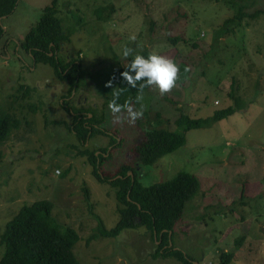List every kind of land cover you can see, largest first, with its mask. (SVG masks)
Wrapping results in <instances>:
<instances>
[{
    "label": "rangeland",
    "instance_id": "374dc122",
    "mask_svg": "<svg viewBox=\"0 0 264 264\" xmlns=\"http://www.w3.org/2000/svg\"><path fill=\"white\" fill-rule=\"evenodd\" d=\"M50 3L18 0L15 11L2 19L0 106L30 87L31 97L20 106L38 103L41 109L36 114L27 108L17 111L21 128L0 146V234L22 206L49 200L57 224L79 233L73 251L81 264H175L152 256L158 243L144 226L115 238L90 239L98 233L96 216L108 230L117 225L116 190L98 181L86 157L70 148H83L76 135L51 121L71 125L65 107L103 113L101 128L109 136L98 135L85 147L100 150L97 155L108 149L99 173L111 176L133 160L131 150L147 130L175 131L181 115L212 117L235 106L239 97L233 114L188 131L182 148L136 169L145 186L168 182L181 172L198 178L199 191L186 204L169 246L195 264H220L222 252L234 253L229 264H264V14L249 17L264 9V0H58V16L70 34L58 57L78 58L82 68L80 86L71 97L52 67L36 65L18 46ZM107 5L114 7L111 18L98 21V10ZM124 47L133 49L127 59ZM147 51L177 64L176 87L163 95L151 87L131 105L134 111L143 108L142 118L134 124L115 122L105 104L116 88L113 74ZM109 81L112 87H106ZM233 82L238 86L234 96Z\"/></svg>",
    "mask_w": 264,
    "mask_h": 264
},
{
    "label": "trees",
    "instance_id": "16d2710c",
    "mask_svg": "<svg viewBox=\"0 0 264 264\" xmlns=\"http://www.w3.org/2000/svg\"><path fill=\"white\" fill-rule=\"evenodd\" d=\"M17 3L18 0H0V39L4 34L2 19L15 11ZM227 4L232 5L229 1ZM113 11V5L100 8L97 12L98 21L109 20ZM262 13L264 14V9L249 17L254 18ZM236 17L240 20L238 15ZM69 38L70 34L64 33L62 20L58 16V0H51V3L44 7L39 21L30 28L18 46L20 50L32 57L36 65L52 67L58 80L68 85L66 95L71 97L80 86L82 68L78 58L63 60L58 57L62 44L68 42ZM149 54L147 51L139 55L147 58ZM133 59L130 58L125 66L114 72L113 80L116 88L110 92L109 97L105 98V104H109L113 99V92L118 90H124L118 101L119 104H124L129 98H131V105L136 103L137 89L130 88L121 78V73L129 69ZM237 87L236 82H233L231 87L233 96ZM150 88L146 87L143 92ZM21 89L24 90L21 96L15 94L11 103L6 107L0 106V146L11 139L14 131L17 132L21 128V119L17 111L22 112L24 108H27L31 113L36 114L41 109L38 103L20 106L23 105L20 101L31 97L33 92L30 87ZM234 101L235 106L216 111L212 117L205 119H192L181 115L175 121L177 126L175 131L162 127L147 130L131 150L133 160L125 162L117 169L116 174L111 176L99 173L104 154L108 149H101L102 153L97 155L96 153L100 150H89L85 147L89 140L98 135L109 136L101 128L105 120L104 114L98 116L89 110L83 113L81 110L65 107L64 111L72 118L71 125L65 121H51V123L65 126L68 131L76 135L77 141L83 148L79 149L75 145H71L70 148L77 149L78 157H86L87 162L93 166V175L98 181L109 183L116 190L119 214L117 225L108 230L96 216L99 220L98 233L90 239L115 238L126 229L144 226L150 231L151 240L158 243L152 255L154 258L164 256L167 259L171 258V262L175 260V264H195L191 257L184 255L180 249H175V246L169 245L173 240L176 225L184 214L186 204L199 191L198 178L193 174L181 172L168 182L145 186L139 178L136 166H153L162 157L176 152L186 144L188 131L221 121L233 114L235 108H239L241 99L234 98ZM62 106L64 107V103ZM44 116L45 123H50L46 115ZM111 145H117L116 141H113ZM69 171L70 167L66 169L65 176L69 175ZM129 172L133 173V178L128 175ZM84 192L87 204L92 211L93 206L88 189L85 188ZM53 209L54 205L49 200H37L20 208L0 234L2 248L0 264H81L73 251L75 244L80 240L79 233L73 228L62 229L55 221L56 218L52 216ZM234 257L232 252H222L220 264H229Z\"/></svg>",
    "mask_w": 264,
    "mask_h": 264
},
{
    "label": "clouds",
    "instance_id": "9594fccd",
    "mask_svg": "<svg viewBox=\"0 0 264 264\" xmlns=\"http://www.w3.org/2000/svg\"><path fill=\"white\" fill-rule=\"evenodd\" d=\"M133 35L130 40H135ZM133 49L124 47L122 50L123 58L127 59L132 55ZM121 78L126 84L133 89H137L138 95L136 101L143 99V91L146 87H155L159 90L161 95L169 93L176 87L179 79V67L177 64L163 56L150 53L147 58L142 55H135L134 59L129 65V69L121 73ZM106 87H112L111 81L106 84ZM124 90L113 92V99L109 102V109L115 117V122L122 123L123 120H128L130 123H135L137 119L142 118L143 108L134 111L131 106V98L126 100L124 104H119L120 96ZM126 112L127 115L121 117V114Z\"/></svg>",
    "mask_w": 264,
    "mask_h": 264
},
{
    "label": "water",
    "instance_id": "95a60500",
    "mask_svg": "<svg viewBox=\"0 0 264 264\" xmlns=\"http://www.w3.org/2000/svg\"><path fill=\"white\" fill-rule=\"evenodd\" d=\"M3 18H6V17H3ZM128 175L132 176V178H133V173L129 172ZM170 235H171V233H170Z\"/></svg>",
    "mask_w": 264,
    "mask_h": 264
}]
</instances>
